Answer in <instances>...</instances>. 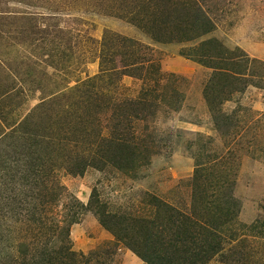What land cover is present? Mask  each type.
Here are the masks:
<instances>
[{
    "label": "rangeland",
    "instance_id": "obj_1",
    "mask_svg": "<svg viewBox=\"0 0 264 264\" xmlns=\"http://www.w3.org/2000/svg\"><path fill=\"white\" fill-rule=\"evenodd\" d=\"M1 1V12L25 11L51 32L43 51L0 41L3 239L8 224L33 239L7 196L25 192L29 208L60 222L53 244L65 237L79 264L174 253L182 264L174 227L186 219L199 225L186 247L207 252L201 264H264V0H198L211 29L182 41L129 20L150 16L147 0ZM88 151L93 166L71 173ZM42 164L36 189L23 177Z\"/></svg>",
    "mask_w": 264,
    "mask_h": 264
},
{
    "label": "trees",
    "instance_id": "obj_2",
    "mask_svg": "<svg viewBox=\"0 0 264 264\" xmlns=\"http://www.w3.org/2000/svg\"><path fill=\"white\" fill-rule=\"evenodd\" d=\"M111 1H114V4H119L117 0ZM0 2L2 1L0 0ZM146 4L147 5L144 8L149 10L150 16L145 17L137 13L132 16L130 15L131 17L129 20L137 25L140 29L151 33L153 38L158 41L189 40L211 29V20L206 16L204 10L198 3V0H147ZM2 9L3 6L2 3H0V10L2 11ZM1 11L0 21H7L6 23L0 22V41L6 39L7 46L5 48H7L8 45L10 47L11 45L19 46V44H23L27 45L26 47L30 46L34 49L39 48L41 51H43V47L45 46V42L47 40V35L51 34V32L46 28H43V26H41L42 28L38 27L39 24L35 22L37 21V18L34 15L25 13V11H19V13L12 11L11 15H9L6 14V12ZM8 22L12 23L6 26ZM2 34L4 35L2 36ZM34 34L36 35L34 36ZM43 35L46 36L43 37ZM54 39L55 38L50 39V43L54 42ZM8 51L9 50H4V52L1 53L4 55ZM215 57L217 58L219 56ZM196 60L197 62L202 63L203 65L212 69H220L216 67V63L214 60L212 61V59L197 57ZM46 65L54 69L55 64L48 63ZM58 68L60 67L58 66L56 70H58ZM7 69L8 68L5 69L6 72L4 71L6 76L8 74ZM207 88L210 89V85ZM2 90L5 93H9L14 90V88H11V83H7L6 85L2 86ZM63 96L64 94L53 95L52 99L43 101L41 104L47 105L49 103H57L60 101L58 98H62ZM137 102H140V100ZM53 120H55V123L57 124L59 122L67 123L64 120L60 121L58 115L57 117L53 118ZM40 122L41 120L37 121L35 128L40 126ZM66 127H71L70 129L72 130L74 128V124L68 123ZM80 129L82 130V128ZM34 137L38 138L39 135L35 134ZM95 149H98V147ZM88 152L89 153L87 154L90 155V158L85 161L80 159L75 160V169L69 168L71 173L82 174L84 169L89 166H93L95 157H92L91 151ZM37 173L38 174L36 176H26L24 174L23 178L25 180L36 178L34 181V188L39 189L42 187V185H44L46 178V176H40L43 175V164L40 165ZM12 188L16 190L14 187ZM20 188L17 190H20ZM31 193L33 194V189ZM7 196L10 197L12 201L16 202V205L10 210L11 216L23 218L24 222H22L21 219L18 223L26 228L25 231H28L29 234L33 236V239L30 241L17 240L18 237L10 236L14 226L9 224L6 225V228H4V233L10 234L9 236L6 235V239H3V235H0V242L4 241L6 244L4 247H0V264H79V258H77V255L71 250L68 244L64 242L65 237L64 240H57L56 245L53 244V242H55L53 235L55 232L60 234L63 231V226L60 227V222L56 219H51V221H49V219L46 218L47 213L39 216L38 212L35 213V209L29 208V202H31V200L34 198L33 195H29L25 192H10V195ZM17 203L19 205H17ZM21 212L24 214L21 215ZM191 221L192 220L186 219V222H183V226L181 225L180 227H174L175 242L179 243L178 248L185 245L183 248L185 251L183 252L184 259L182 260V264H201V262L207 258V252L204 253V255H200L198 252L193 253L195 250H191L190 248L186 247L187 240L192 235L190 230L199 226L196 224V222L193 223ZM14 230H17L16 226L14 227ZM67 231L68 229L66 230V233H64L65 236H67ZM186 252H189L190 254L186 256ZM138 255L143 256L142 254L140 255V253H138ZM177 257L179 258L180 255L175 256L174 253L173 258L170 261L166 260L163 255H156V257H145V261L149 262L150 264H177Z\"/></svg>",
    "mask_w": 264,
    "mask_h": 264
}]
</instances>
